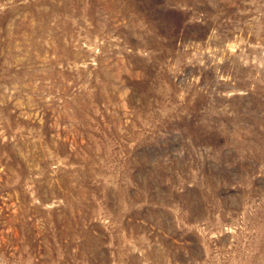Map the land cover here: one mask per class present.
<instances>
[{
  "label": "rangeland",
  "instance_id": "374dc122",
  "mask_svg": "<svg viewBox=\"0 0 264 264\" xmlns=\"http://www.w3.org/2000/svg\"><path fill=\"white\" fill-rule=\"evenodd\" d=\"M0 264H264V0H0Z\"/></svg>",
  "mask_w": 264,
  "mask_h": 264
}]
</instances>
